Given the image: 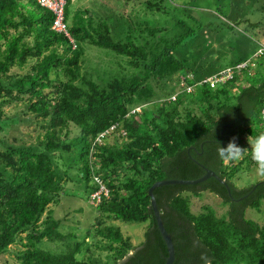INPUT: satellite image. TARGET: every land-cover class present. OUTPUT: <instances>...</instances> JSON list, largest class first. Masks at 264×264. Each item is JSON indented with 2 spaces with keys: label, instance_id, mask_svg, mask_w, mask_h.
I'll return each mask as SVG.
<instances>
[{
  "label": "trees",
  "instance_id": "1",
  "mask_svg": "<svg viewBox=\"0 0 264 264\" xmlns=\"http://www.w3.org/2000/svg\"><path fill=\"white\" fill-rule=\"evenodd\" d=\"M65 1L72 42L51 29L53 14L35 0H0V133L31 117L43 131L37 144L0 150V259L19 245L11 264H164L167 249L148 189L165 179L194 180L209 169L229 194L214 178L153 191L174 244L173 264H264V222L245 217L248 209L260 210L264 178L238 188L240 174L255 166L250 154L233 164L217 155V142L226 147L236 137L238 146L250 148L247 138L264 133V46L248 59L221 62L229 52L221 49L241 32L240 23L243 32L258 30L252 32L260 44L264 24L248 17L229 24L220 9L217 15L197 8V0H141V11L110 22L87 9L71 13L75 0ZM119 23L123 30L115 33ZM88 47L106 50L116 70L85 68ZM227 69L231 78L211 88L208 78ZM5 104H21V115L7 116ZM136 107L141 111L130 114ZM71 125L79 130V149L67 153ZM113 125L124 136L115 132L113 144L93 143ZM57 159L68 168L61 170ZM69 179L79 181L88 199L99 182L108 193L93 206L98 215L81 241L64 238L51 216ZM206 192L227 207L224 214L210 206L191 213L190 198ZM111 220L146 223L142 242L133 246ZM66 239L75 242L59 252L39 247Z\"/></svg>",
  "mask_w": 264,
  "mask_h": 264
},
{
  "label": "rangeland",
  "instance_id": "2",
  "mask_svg": "<svg viewBox=\"0 0 264 264\" xmlns=\"http://www.w3.org/2000/svg\"><path fill=\"white\" fill-rule=\"evenodd\" d=\"M140 1L141 0H75L70 6V12H82L87 9L89 11L88 16L93 14L96 19H106L108 22H110L111 18H114L115 15L118 16L123 12L125 15H127V13L130 12L136 13L141 11L142 6L140 5ZM182 2H185V0H179V3ZM197 5V8L212 11L217 15L221 13L223 18L230 20L229 24H234L237 22L236 19L239 21L247 17L251 23L261 22V24H264V0H197ZM218 9L221 10L220 13L217 12ZM27 10H29V8ZM216 22L218 23V19ZM239 25L241 26L239 29L241 32L235 31L233 36H231V38L228 40L230 42L227 43V48L230 46L232 49H221V51H229L225 58L221 60L223 63L239 57L242 59H248L258 49L264 46V43L260 44V38L254 37L255 34L253 33L257 32L258 30L252 27L251 29L254 32H252V30L243 32L244 28L241 29L243 23H240ZM123 27L124 26L122 24H117L115 27V33H119L121 30H123ZM210 35L212 36L208 35V39L214 43L213 48L218 50L219 47L217 45V35L214 33H210ZM262 39H264L263 33ZM105 51L106 50L99 49L97 47H88L85 50V64H88L85 66V68H96V70H99V73H102L103 71L108 72L110 70H116V66H114L111 63V60H109L111 57L109 58L107 56V52ZM13 72L23 75L25 73V68H15ZM22 107L23 106L21 104H17V106L5 104L1 109L7 116L11 118L14 115H21L20 112ZM39 124V122L31 117L27 122L22 121L10 125L11 127L9 129L3 133H0V139L4 141L0 144V150H6L7 146L11 145L29 146L32 144H37L38 141H41L43 138V131L40 129ZM78 137L79 130L71 125L70 133L66 138V144L69 146L67 153H71L79 149ZM118 139V136L115 134L108 137L105 142L108 144H113ZM67 153H61L62 157H66ZM57 162L61 170H66V168H68L65 166L67 163L63 159H57ZM233 163L235 162H232V164ZM255 167L256 166L251 167L248 175L246 173L240 174L241 180L235 182L238 188H242L244 185L249 183L251 184L261 181L264 178L256 174ZM76 172V167L68 171L71 176H75ZM64 188L65 192L61 196L60 203L56 206L50 207L52 212L51 216L54 220L59 222L58 231L63 234L64 238L67 237L65 236L66 234H73L78 241H81L85 236L86 231L89 229V226L93 223V219L98 214L95 212L94 207L91 206L92 204L89 203V199L84 194V189L77 179H69L66 182ZM203 206H210L218 216L224 214L227 210V207L221 203V200L218 197L207 192L202 193L201 197L199 198H190L191 213L197 214L201 212ZM259 209L260 210L258 211L251 209L246 210L245 217L261 225L264 222V201L262 202ZM45 217L46 216H44V218ZM107 223L118 226L123 236L129 237L131 244L135 247H137L142 242L143 233L147 225L146 223L126 224L113 220L108 221ZM61 242L62 243H50L44 240L40 242L39 247L48 252H59L63 249V247H67L68 244H72L75 241L66 239ZM19 250H21V246H12L11 251L8 252L2 259H0V264H4L5 261L8 264H11L12 262L16 261V253Z\"/></svg>",
  "mask_w": 264,
  "mask_h": 264
},
{
  "label": "built area",
  "instance_id": "3",
  "mask_svg": "<svg viewBox=\"0 0 264 264\" xmlns=\"http://www.w3.org/2000/svg\"><path fill=\"white\" fill-rule=\"evenodd\" d=\"M36 3L41 7L48 11H50L53 16V23L51 26V29L57 33H63L65 36L70 39L69 34L67 33V26L64 23V6L66 4L65 0H35ZM246 64H241L237 66L238 68H244ZM232 71L230 69H227L225 71L220 72L217 75L211 76L208 78V82L210 83V87H216L218 84H223L225 80L231 78ZM172 100H175V97L171 98ZM136 111H139V109H136ZM262 120L264 124V107L261 111ZM115 130H117V125L111 126L108 131H105L103 134H100L96 137L95 143L102 142L104 136H107L108 134H112ZM121 134H124L123 131H121ZM99 188L97 191H95L90 196V203L93 205H98L101 201V196L107 197L108 193L107 190L104 188V186L99 182Z\"/></svg>",
  "mask_w": 264,
  "mask_h": 264
},
{
  "label": "clouds",
  "instance_id": "4",
  "mask_svg": "<svg viewBox=\"0 0 264 264\" xmlns=\"http://www.w3.org/2000/svg\"><path fill=\"white\" fill-rule=\"evenodd\" d=\"M244 64H246V63H244ZM253 66H255V65H252V67ZM211 88H214V87H211ZM136 109H139V111H136ZM262 109H261V111H262ZM140 111H141V107H136L130 112V114L139 113ZM109 129H107L105 131H108ZM121 131L124 132L123 129H120L117 126V130H115L112 134H114L115 132H118V134L120 133L121 136H124L125 132H124V134H121ZM104 132H102L100 134H103ZM100 134H98V135H100ZM112 134H108L107 136H104L101 143H106L105 141L107 140L108 137L113 136ZM96 137L94 138V141H95ZM247 141H248V144L250 145V148H241L240 146H238L236 143V137H232L231 140L228 142L226 147H222L217 142V145H218L217 155L221 159L222 162L230 163V162L240 160L242 158V156L247 152L250 154L251 160L254 162V164L256 166L255 167L256 174L258 176L264 177V133H261L255 137L250 136L247 138ZM92 194H90V196ZM90 196H89V203H90ZM91 206H96V205L92 204Z\"/></svg>",
  "mask_w": 264,
  "mask_h": 264
},
{
  "label": "water",
  "instance_id": "5",
  "mask_svg": "<svg viewBox=\"0 0 264 264\" xmlns=\"http://www.w3.org/2000/svg\"><path fill=\"white\" fill-rule=\"evenodd\" d=\"M204 171H205V174L202 177L194 179V180L165 179V180H160V181L155 182L148 189V196L150 198V207H151V210H152V213H153L156 225H157V229H158V231H159V233H160V235L164 241L166 249H167V257H166L164 264H173L174 259H175L174 244L172 242L170 235L167 233V231L165 230V228L163 226V223H162V220L160 217V213H159V210H158L157 205H156L155 197L153 195V191L156 188H159L162 186H169V185H183V186L197 185V184L204 182L205 180H207L209 178H214L227 188V192L229 194V192H230L229 187L227 186V184L224 180L219 178L213 171H211L209 169H204Z\"/></svg>",
  "mask_w": 264,
  "mask_h": 264
}]
</instances>
